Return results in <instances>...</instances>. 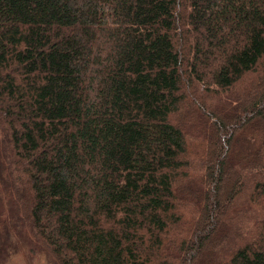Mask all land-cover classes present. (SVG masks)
Returning a JSON list of instances; mask_svg holds the SVG:
<instances>
[{"label":"trees","instance_id":"16d2710c","mask_svg":"<svg viewBox=\"0 0 264 264\" xmlns=\"http://www.w3.org/2000/svg\"><path fill=\"white\" fill-rule=\"evenodd\" d=\"M0 166L52 264H264V0H0Z\"/></svg>","mask_w":264,"mask_h":264},{"label":"rangeland","instance_id":"374dc122","mask_svg":"<svg viewBox=\"0 0 264 264\" xmlns=\"http://www.w3.org/2000/svg\"><path fill=\"white\" fill-rule=\"evenodd\" d=\"M247 78L244 79V82L245 81L247 82ZM241 83L243 82L239 83V85L237 86V91L243 90L244 87H242L243 85H241ZM220 94H224V93L220 92ZM229 94L230 93H228V95ZM210 97L212 99L209 100L208 102L211 105H214V104L222 105V100L225 101L224 97L219 98L220 96L214 92L211 94ZM189 102L190 101H188L187 103ZM191 131H192L191 132L192 134H190L187 138V141H188L187 151H188V155L190 156L189 157L190 160H193L196 158V161H197L201 158V155H203L204 153L203 150L205 148V145H204V141L202 142L201 138L199 137L200 136L199 133L197 134V131H195V129ZM260 134H261V128H259V131H256V132L254 130L253 136H251V134L249 133L245 135V139H248V141H251V144L247 145L249 150H253L256 147V143L260 138ZM241 143L242 142L238 143L240 145L236 147L237 154L245 152V148L243 147L246 144L244 143L241 144ZM5 180L6 179L4 178V176L0 174V190H1L0 191V264H52L53 261L51 257L47 254L43 245L37 242V240L32 236L29 230L18 227L17 225H15L14 220L10 218V215H9L10 213H9V210L6 204L7 196H6V189H5L6 188ZM225 184L222 188L226 192L228 184L227 185ZM222 194H223V191H222ZM240 198H241L240 200L244 199L243 196H241ZM240 204H242V202H239L238 208L235 209V211H237L236 214L237 213L239 214V215L237 214V219L235 218L236 215L231 216L232 213L229 211H227L228 212L227 216H230L229 217L230 220H233L234 218L233 223L242 224L241 228L243 229L242 230L243 232H241V235L244 234L246 231L247 232L249 231V233H253L255 222L254 221L248 222L246 221V219L251 217V215L256 216V214H258L259 216V211L257 210V207L255 206L246 208V207H243L244 206L243 204L242 205ZM191 210L192 212L194 211L193 208H191ZM242 211L249 214V215H246L244 219L241 216ZM184 213L186 214V218H187V214H189V212L186 211ZM191 216L193 215L191 214ZM193 218L194 217H192V219ZM213 246L211 247V249L213 248L216 249L219 247H220L219 250L222 249L221 247L222 245L220 243H216V246L215 245Z\"/></svg>","mask_w":264,"mask_h":264},{"label":"bare ground","instance_id":"6f19581e","mask_svg":"<svg viewBox=\"0 0 264 264\" xmlns=\"http://www.w3.org/2000/svg\"><path fill=\"white\" fill-rule=\"evenodd\" d=\"M3 182V181H2ZM1 191V190H0ZM3 195V194H2Z\"/></svg>","mask_w":264,"mask_h":264}]
</instances>
